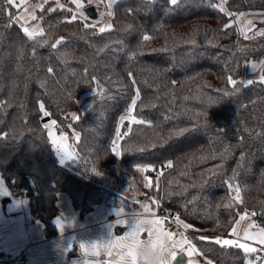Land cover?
Instances as JSON below:
<instances>
[{
  "label": "trees",
  "instance_id": "1",
  "mask_svg": "<svg viewBox=\"0 0 264 264\" xmlns=\"http://www.w3.org/2000/svg\"><path fill=\"white\" fill-rule=\"evenodd\" d=\"M34 3L45 31L35 41L15 19L19 7L0 0V175L32 219L44 212L47 235H55L63 191L81 218L100 204L150 205L191 225L187 239L212 264H246L241 250L209 240L230 236L245 212L264 215V83L242 80L245 62L264 60V18L252 20L248 39L234 20L264 0H118L113 30L103 34L79 18L66 23L74 9L56 0L25 4ZM144 34L152 39L142 42ZM231 42L232 51L220 48ZM100 89L103 98L81 105ZM137 89L133 114L144 123L121 124ZM50 119L70 137L78 133L74 159L56 155L43 126ZM237 186L240 201L232 200Z\"/></svg>",
  "mask_w": 264,
  "mask_h": 264
},
{
  "label": "snow or ice",
  "instance_id": "2",
  "mask_svg": "<svg viewBox=\"0 0 264 264\" xmlns=\"http://www.w3.org/2000/svg\"><path fill=\"white\" fill-rule=\"evenodd\" d=\"M182 2V0H180ZM7 3L10 6L19 7L22 3V0H7ZM73 3L76 4V8L78 10V14H73L70 19L66 20V23H72L76 21L78 18L82 20L83 27L85 29L88 28H96L97 24L90 23V18L86 15L85 12L79 11L84 7V5L80 2V0H73ZM170 4L173 6L178 5V0H170ZM111 7V4L108 5ZM42 8V6H40ZM59 7L63 8V5H59ZM56 9H50V11H55ZM221 12L224 11L223 8L219 9ZM27 11V9H25ZM109 16L112 15L111 12L108 13ZM227 15H231V13H227ZM244 16L243 13L240 14L239 18ZM30 18L32 20L36 19L34 13L31 14ZM17 19H23V17H18ZM253 24L252 20H247L246 23L242 24L240 27L241 33L244 35L245 39H248V32L251 31L250 25ZM231 24L225 25V28L231 27ZM129 28L131 25L128 26ZM23 33L27 36L29 40L35 41L37 37H43L45 35V31L42 27L37 24L31 30L28 27H23ZM113 30L112 24H107L105 26H101L98 28L99 33L110 32ZM259 35H264V31L260 32ZM152 39V36L148 34H144L142 36V42L146 43ZM64 38L56 40L55 43L52 44V48L56 49L59 45L62 44ZM44 44L48 43V40L45 39L43 41ZM194 44L195 41L193 40ZM107 47V45H105ZM103 51V49H101ZM253 72L257 70V65L255 63L250 65ZM48 73H52L53 69L49 67L47 69ZM131 75V73H129ZM229 83L235 88L237 81L233 79L231 76L228 77ZM255 83L253 80H248L247 84L251 85ZM260 83H264V75L260 76ZM225 95L228 93L225 92ZM94 95H98L100 98H103L104 92L102 89L94 93ZM137 99H139V90L136 92V99L131 101V107L129 109V114L136 107ZM40 110L43 112L44 116H49L50 113L44 110V104L40 103ZM89 108L92 105L88 106ZM126 120L125 116L120 117V122L123 124ZM132 123H144V121H138L134 118L131 121ZM52 125L56 124V121H51ZM45 129H48V137L51 139V143L54 147L56 155L60 157L61 163L74 159L73 153L69 150L68 145L66 143L67 137L60 136L57 137L55 133L51 130L49 124L43 125ZM131 131V129H128ZM184 131V130H181ZM180 135L181 132L176 133ZM117 137L120 136L119 130L116 133ZM114 146L112 151L119 156L120 152L118 151L119 145L116 142H113ZM143 149H141L142 151ZM173 165L171 162L167 164L168 168H171ZM94 172L99 174L95 169ZM149 186H151V181H149ZM232 186L229 185V188ZM235 195L232 197V200L240 201V188L237 186L233 189ZM232 200L229 201L228 207L231 206ZM123 208H119L117 211V216L119 217L122 213H124ZM144 211L147 212L148 208L145 206ZM255 216V213L251 214ZM248 216L247 213L240 216V220L246 219ZM176 220L179 221V216L176 217ZM165 220L162 218H153L147 219L143 218L140 213H131L128 219H117L115 222V226H120L126 229L121 235H114L113 228L111 234L108 239L102 241H96L90 244L81 243L80 251L85 255H90L92 257H100V264H111L112 261H117L118 264H148V259L141 255V250L144 248H150L153 253L157 254V264H177V259L180 256L185 258V264H194V261L191 259L194 255L199 254V250L196 248L195 244H193L190 240L187 239L183 234H181L180 238L177 239L171 232L165 231L164 229ZM60 229L63 231L64 224L60 223ZM237 226L233 227L230 236L235 237L233 239L220 238L217 237L215 239L209 240L207 237H200L201 240H209L210 243H214L215 245L220 246L221 248L229 249L235 248L241 250L246 257H251L252 254H256L258 252H264V228L259 229L258 231L253 232L252 229L255 228V224H249L248 228L243 232V235L237 231ZM185 229L191 228L192 226L189 224H183ZM146 236V240H142L141 237ZM253 245H260L261 247H256ZM106 256L107 260H104L103 257ZM255 259L257 261L260 260L259 256H256ZM211 264V261L208 262ZM246 264H253V260L251 258L247 259Z\"/></svg>",
  "mask_w": 264,
  "mask_h": 264
},
{
  "label": "crops",
  "instance_id": "3",
  "mask_svg": "<svg viewBox=\"0 0 264 264\" xmlns=\"http://www.w3.org/2000/svg\"><path fill=\"white\" fill-rule=\"evenodd\" d=\"M251 64L250 61L245 62L244 67H250ZM63 192L58 193V204L61 213L53 218L57 231L53 236L47 235L44 224H38V222L32 224V216L22 197L13 194L9 188L0 192V198L7 196L11 199L4 204L0 202V264H2L3 258L15 255H23L26 258L25 262H16V264H100L101 260L98 257H92L84 253L81 257L76 256L80 253L79 246L81 243L78 240L80 231L77 229L81 228V223L73 218L70 221L63 217V206L61 204L71 214L72 210L75 209L68 193L65 195ZM95 210L96 208L89 214ZM101 210L104 209H99L98 212ZM159 215L161 214L159 213ZM61 222L64 224L63 231L59 226ZM164 229H166L165 225ZM172 234L177 239L180 238L181 234L186 237L184 232ZM201 256L198 260L191 258L194 264H208L210 260H206ZM183 259L181 263L185 264V258ZM111 264H118V262L112 261Z\"/></svg>",
  "mask_w": 264,
  "mask_h": 264
},
{
  "label": "rangeland",
  "instance_id": "4",
  "mask_svg": "<svg viewBox=\"0 0 264 264\" xmlns=\"http://www.w3.org/2000/svg\"><path fill=\"white\" fill-rule=\"evenodd\" d=\"M26 1L28 2V0H22L21 5L19 6V9L17 10V13L15 15V19L21 24L22 28L23 27H28L30 30L35 27L37 24H39L40 27L43 28L41 20L39 18L36 17L35 20H32L30 18L32 13H36L34 12V6H39L38 3H34L32 6H29L26 3ZM118 0H80V2L84 5V7L82 9H80L79 11H83L85 12V7L89 4H95L97 6V9L99 11V16L98 18L94 19V18H90L87 14V16L90 18L89 22L90 23H95L97 24L98 28L101 26H105L107 24H111L110 22V16L108 15L109 12H111L112 6L117 2ZM56 3L60 5H67L71 8L74 9L73 14H78V10L76 8V4L73 3V0H56ZM111 4V7H109L108 5ZM221 8L225 9V5L223 3L220 4ZM25 9H27V11H25ZM243 13L244 16L242 18L240 17V14ZM36 15V14H35ZM18 17H23V19H17ZM260 18H264V8H251V9H247L245 11H242L240 13H237L234 16V20L237 22V24L239 25V27H241L242 24L246 23L247 20H253V19H260ZM263 65H264V60L261 62V64H258L257 66V70L255 72H253V70L251 69V67H244V74L242 76V80L244 82H247L248 80H252L255 78H260V76L262 75V69H263ZM94 94L90 95V93L85 94L82 98L81 101V105L82 106H87L90 101L92 100V96ZM135 99V98H134ZM131 107V104L129 105V107L127 108V110L122 114V116L126 117V120H130L132 121V119L134 118L135 120H138V118H136V116L133 114V111L131 114H129V109ZM51 121H53V119H50L46 122V124L50 125L51 130L55 133V135L57 137L60 136H66L67 137V145L69 150L73 153V155L75 156L77 154V148H76V140L78 139V133L73 134L72 137L69 136V134H67L66 132H61L59 131V127L57 125H52ZM121 123V122H120ZM120 138V136L118 137ZM71 139V140H70ZM119 151V148H118ZM60 159V157H59ZM150 176V175H149ZM8 186L5 184L3 178L0 175V192H2L3 189H7ZM123 191H125L123 189ZM65 195H67V193L63 192ZM18 196V195H16ZM134 198H136V193L132 195ZM24 200V199H23ZM0 202L2 204H4L1 201L0 198ZM6 203V202H5ZM63 207V217H65L66 219H69L71 221V219H75L77 221H79L81 223L80 225V229H77L80 231V236H79V241L80 243H85V244H90L96 241H102L105 239H108L113 226L115 225V222L117 219H128L129 215L131 213H140L141 216L143 218H147V219H153V218H162L165 219L162 215H159V213L157 212L156 209H154L153 207H151L150 205H144L141 206L138 209H133V210H127L123 207H118V206H111V205H106V204H100L99 206L96 207V210L81 218L78 214V212L74 209L72 210V214L71 212L69 213L68 209L65 208V206L63 204H61ZM145 206L148 208V211L145 212L144 208ZM119 208H123L125 211L124 213H122L119 217L117 216V211ZM99 209H104L98 212ZM102 212V213H101ZM248 214L247 218L242 220H239L238 222V232L241 234V236L243 235V232L247 229V227L249 226V224L254 223L255 224V228L252 229L253 232L258 231L261 228H264V224H260V222L254 217L252 216L249 212H245ZM161 216V217H160ZM38 224H43L41 220L38 219H33L32 224L37 223ZM180 226L181 228H183V225L181 222ZM241 224V225H240ZM165 225V224H164ZM237 226V225H236ZM164 227V226H163ZM126 229H124L123 227L120 226H115L113 228V234L114 235H121L123 234V232ZM165 231H167V229H165ZM220 237V238H227V239H233L235 237L232 236H215V238ZM142 240H146V236H142L141 237ZM256 247H261L260 245H253ZM197 248V247H196ZM198 249V248H197ZM82 252L80 251V253H78L76 256H82ZM202 255L199 251V254L194 255L193 259L194 260H198L199 256ZM256 256L260 257V264H264V252H258L255 254ZM90 256V255H89ZM202 257V256H201ZM100 260L101 258L98 257ZM204 259L207 260L206 257L203 256ZM251 257H247V259H249ZM104 260H107V257L104 256L103 257ZM253 260V264H255L256 259L255 258H251ZM247 262V260H246Z\"/></svg>",
  "mask_w": 264,
  "mask_h": 264
},
{
  "label": "built area",
  "instance_id": "5",
  "mask_svg": "<svg viewBox=\"0 0 264 264\" xmlns=\"http://www.w3.org/2000/svg\"><path fill=\"white\" fill-rule=\"evenodd\" d=\"M48 0H39L40 4L46 3ZM147 174L150 176H158V172L152 168L147 169ZM161 215L165 218V228L172 233L181 234L184 228H181L179 221L176 220L177 215H172L168 212H163ZM26 258L23 255L8 256L2 259V264H16V262H25Z\"/></svg>",
  "mask_w": 264,
  "mask_h": 264
},
{
  "label": "water",
  "instance_id": "6",
  "mask_svg": "<svg viewBox=\"0 0 264 264\" xmlns=\"http://www.w3.org/2000/svg\"><path fill=\"white\" fill-rule=\"evenodd\" d=\"M85 13L90 17V18H98L99 16V11L97 9V6L95 4H89L87 5L85 8ZM233 45H234V42H231V43H225V44H222L221 45V49L223 50H226V51H232L233 49ZM61 129V128H60ZM71 140V139H70ZM10 197H2L1 198V201L3 203L7 202V201H10ZM260 223L264 224V215H259V214H256L254 216ZM46 219V216H45V213L44 212H41L39 213V220H41L42 222ZM184 257L183 256H180L178 257L177 259V264H182L181 261L183 262V259Z\"/></svg>",
  "mask_w": 264,
  "mask_h": 264
},
{
  "label": "clouds",
  "instance_id": "7",
  "mask_svg": "<svg viewBox=\"0 0 264 264\" xmlns=\"http://www.w3.org/2000/svg\"><path fill=\"white\" fill-rule=\"evenodd\" d=\"M141 255L148 259V264H157V254L153 253L150 248H144L141 250Z\"/></svg>",
  "mask_w": 264,
  "mask_h": 264
}]
</instances>
